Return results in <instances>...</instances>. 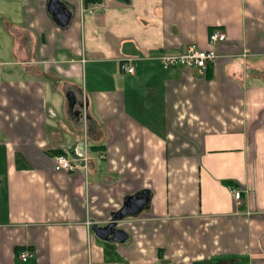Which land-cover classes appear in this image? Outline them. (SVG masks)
Segmentation results:
<instances>
[{
  "label": "crops",
  "instance_id": "crops-1",
  "mask_svg": "<svg viewBox=\"0 0 264 264\" xmlns=\"http://www.w3.org/2000/svg\"><path fill=\"white\" fill-rule=\"evenodd\" d=\"M53 1L0 0V264H264V0Z\"/></svg>",
  "mask_w": 264,
  "mask_h": 264
},
{
  "label": "built area",
  "instance_id": "built-area-1",
  "mask_svg": "<svg viewBox=\"0 0 264 264\" xmlns=\"http://www.w3.org/2000/svg\"><path fill=\"white\" fill-rule=\"evenodd\" d=\"M227 38V33L223 29H214L211 31L208 37L209 48H201L196 44H190L186 50L181 53H169L163 54L160 57L161 64L166 67H187V68H199L206 71L207 68L216 60L217 52L215 45ZM122 69L124 71L133 73L135 66L129 62L122 63ZM54 167L56 170L85 172L86 165H80L70 159L64 153H56L54 155ZM1 190V184H0ZM231 191L234 194L235 199L240 203L242 199V191L237 187L231 186ZM32 253L23 251L20 253V257L23 260H27Z\"/></svg>",
  "mask_w": 264,
  "mask_h": 264
},
{
  "label": "water",
  "instance_id": "water-1",
  "mask_svg": "<svg viewBox=\"0 0 264 264\" xmlns=\"http://www.w3.org/2000/svg\"><path fill=\"white\" fill-rule=\"evenodd\" d=\"M61 3L53 1L50 5V8L55 12L62 23L66 25L70 18V13L67 10L61 8ZM147 197L144 192L139 193L138 195H133L128 198L127 203L113 215V221L109 222L106 226L100 227L98 225H93L92 228L96 235L103 240H117L121 238V231L115 228V223L118 220L123 219L127 215H132L138 213L142 207L146 204Z\"/></svg>",
  "mask_w": 264,
  "mask_h": 264
},
{
  "label": "trees",
  "instance_id": "trees-1",
  "mask_svg": "<svg viewBox=\"0 0 264 264\" xmlns=\"http://www.w3.org/2000/svg\"><path fill=\"white\" fill-rule=\"evenodd\" d=\"M231 185V184H230Z\"/></svg>",
  "mask_w": 264,
  "mask_h": 264
}]
</instances>
